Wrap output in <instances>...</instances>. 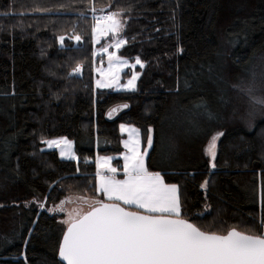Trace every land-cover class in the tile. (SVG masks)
<instances>
[{"label": "trees", "instance_id": "1", "mask_svg": "<svg viewBox=\"0 0 264 264\" xmlns=\"http://www.w3.org/2000/svg\"><path fill=\"white\" fill-rule=\"evenodd\" d=\"M103 12L120 16V56L144 64L134 90L94 86L92 26ZM259 56L264 0H0V264H57L58 206L99 195L95 157L122 153L120 124L138 128L142 145L152 129L145 166L178 185L182 218L218 234L263 231L264 115L251 125L233 116L234 85ZM216 132L213 169L204 148ZM61 136L78 160L43 148Z\"/></svg>", "mask_w": 264, "mask_h": 264}, {"label": "snow or ice", "instance_id": "2", "mask_svg": "<svg viewBox=\"0 0 264 264\" xmlns=\"http://www.w3.org/2000/svg\"><path fill=\"white\" fill-rule=\"evenodd\" d=\"M117 15L112 13L104 18L108 31L118 29ZM57 39L63 46L65 37ZM74 40L81 42V37L76 35ZM124 43L120 39L110 46L118 49ZM179 51L182 53L183 49ZM108 59L110 64L114 61L128 64L127 60L118 56L109 55ZM136 65L144 67L139 57H136L132 67ZM80 71V66L74 70L76 73ZM137 79L138 75L133 74L127 87L134 90ZM234 87L248 96L249 110L244 118L251 121L258 112L264 115V96L255 95L251 86ZM196 107L206 112L209 120L218 118L206 104ZM124 127L121 125V131ZM195 127L198 128V125ZM148 132L147 147L154 149L152 129L149 128ZM223 135V132H216L208 143L207 154L213 169L216 167V142ZM41 143L50 149L58 148L62 158L79 159L71 151V142L66 137L42 140ZM140 143L138 138L124 141L129 154L123 157L125 178L122 180L116 179L115 168L107 166L110 158H104L107 171L112 175L97 172L96 190L109 202L96 198L85 201L89 205L86 213H68V219L63 221L67 230L58 245L57 264H264V231L245 234L232 229L226 234H218L201 230L181 218L178 185L167 184L160 172L147 170L144 159L147 151L138 150ZM208 184L209 181L205 180L201 187L207 189ZM120 202L125 206H135L137 211L128 210ZM39 206L44 208L43 203ZM60 210L64 209L60 207Z\"/></svg>", "mask_w": 264, "mask_h": 264}, {"label": "rangeland", "instance_id": "3", "mask_svg": "<svg viewBox=\"0 0 264 264\" xmlns=\"http://www.w3.org/2000/svg\"><path fill=\"white\" fill-rule=\"evenodd\" d=\"M104 12L102 13V15ZM107 14L108 15H111ZM95 19L93 22L92 26V42H93V50H92V66H93V79H94V86L100 89H107L111 91H131L132 89H129L127 87L128 80L131 79L133 74H137L139 78V73L134 70L135 67H132L133 64H135V59L129 60L125 57L120 56L119 50L120 48L125 44H122L120 48H115L111 47L110 45H115V42L117 40H124L121 35L120 31L122 29V22L120 19V16L117 15L115 19L118 21V29L114 31H108L107 30V25L104 23V18L106 17L105 15ZM99 21V23H97ZM95 28V31H94ZM125 41V40H124ZM109 55H114L118 56L123 60H127L128 64H118L115 61L110 64L109 63ZM125 70L129 71V75L125 78H123V72ZM113 77H115L113 79ZM248 80H245L239 87L240 88H246L248 86L253 87L255 90V95L257 96H264V57L259 56L256 61L254 62V66L252 67L251 72L248 75ZM138 80V79H137ZM137 80L135 81V85L137 86ZM135 86V88H136ZM237 92L240 94L238 97V109H235V113L233 116L237 119V121L242 122V125L247 123L248 125H251L254 121H256L259 118H262L263 115L257 113L256 117L254 120H247L246 114L247 111L249 110V100L248 96L245 95L243 92L237 89ZM121 125H124V130L121 131ZM133 129L136 131L133 132ZM119 130L122 135V147L123 151L120 153V155H115L114 157H105V158H110V164L112 165L113 163L111 162L115 158H121V167H122V173H124V159L123 157L125 155L129 154L128 149L124 147V141L130 140L133 138H138L141 141L140 133L138 128L128 125V124H120ZM64 137V136H61ZM61 137H54L50 139H58ZM67 138V137H66ZM49 140V139H47ZM68 141L71 142V151L73 154L76 156V151L74 147V142L72 139L67 138ZM210 140V139H209ZM209 140L204 148V153L206 154L209 162H210V157L207 154V147ZM147 141V138H146ZM145 141V142H146ZM219 139L217 140L216 144H218ZM144 142V145H142V141L138 147V150L141 152H148V147L147 143ZM44 149H50L46 144L43 145ZM55 149L59 155L60 158V151L58 148H51ZM216 152H217V147H216ZM106 156V155H105ZM101 157V156H100ZM146 158V156H145ZM144 158V159H145ZM62 159H68V158H62ZM103 159V158H102ZM102 159L99 161V170L101 172H107V167L103 163ZM114 165V164H113ZM109 167V165H107ZM115 169L116 168V165ZM119 168L117 169V171ZM116 178H122V177H116ZM125 178V177H124ZM97 185V182H96ZM99 195L96 197H88L86 195L83 196H78V195H71L69 196L66 200H63V204L59 205V210L60 207H62L64 210L63 212V217L60 220V224L63 228V231L67 227V224L63 223V221L68 219V213H73V214H81L85 213L89 210V205L85 203V201L89 200H95L96 198H100L102 200L107 201V198L103 196V194L97 192ZM122 204V202H120ZM123 205V204H122ZM125 206V205H124ZM131 210H137L135 206H125ZM264 231V228H263ZM245 233V232H244ZM249 234V233H247Z\"/></svg>", "mask_w": 264, "mask_h": 264}, {"label": "crops", "instance_id": "4", "mask_svg": "<svg viewBox=\"0 0 264 264\" xmlns=\"http://www.w3.org/2000/svg\"><path fill=\"white\" fill-rule=\"evenodd\" d=\"M120 127V126H119ZM101 156V157H100ZM105 157H110V158H112V157H114V156H110V155H99V156H96L95 157V175H96V173L97 172H99L101 175H112V173H109L108 171L107 172H101L98 168H99V161H100V159H102V161H103V163H104V158ZM114 160V159H113ZM113 160L111 161L112 163H113ZM114 164V163H113ZM111 165L110 164V159L108 160V165H109V167H112V168H115V166L114 165ZM117 168V167H116ZM118 169V168H117ZM117 169H116V173H115V177H122V178H116V179H118V180H122V179H124V173H122V167H121V169H119L118 171H117ZM96 182H97V184H98V180H97V176H96ZM263 228H264V224H263Z\"/></svg>", "mask_w": 264, "mask_h": 264}, {"label": "water", "instance_id": "5", "mask_svg": "<svg viewBox=\"0 0 264 264\" xmlns=\"http://www.w3.org/2000/svg\"><path fill=\"white\" fill-rule=\"evenodd\" d=\"M105 202H109V201H105ZM121 206H124V205L121 204ZM124 207H125V206H124ZM128 210H130V211H137V210H131V209H129V208H128ZM85 213H86V212H85ZM181 218H182V217H181ZM183 219H184V218H183ZM185 220H186V219H185ZM188 221H189V220H188ZM189 222H190V221H189ZM190 223H191V222H190ZM66 230H67V227L65 228L64 231H66ZM230 230H232V229H230ZM236 230H237V229H236ZM225 234H226V233H225ZM245 234H247V233H245ZM62 239H63V233H62V236H61V241H62ZM61 241H60V242H61ZM58 259H59V257H58Z\"/></svg>", "mask_w": 264, "mask_h": 264}, {"label": "built area", "instance_id": "6", "mask_svg": "<svg viewBox=\"0 0 264 264\" xmlns=\"http://www.w3.org/2000/svg\"><path fill=\"white\" fill-rule=\"evenodd\" d=\"M104 15L107 16V14H103L102 16H104Z\"/></svg>", "mask_w": 264, "mask_h": 264}]
</instances>
